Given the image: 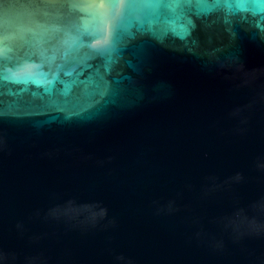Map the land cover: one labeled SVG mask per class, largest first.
Returning <instances> with one entry per match:
<instances>
[{"label": "water", "instance_id": "obj_1", "mask_svg": "<svg viewBox=\"0 0 264 264\" xmlns=\"http://www.w3.org/2000/svg\"><path fill=\"white\" fill-rule=\"evenodd\" d=\"M0 264H264V0H0Z\"/></svg>", "mask_w": 264, "mask_h": 264}]
</instances>
